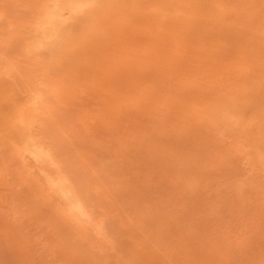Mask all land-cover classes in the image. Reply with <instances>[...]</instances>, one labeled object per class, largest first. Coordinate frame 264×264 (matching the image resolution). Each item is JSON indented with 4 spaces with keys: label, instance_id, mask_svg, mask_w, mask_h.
Instances as JSON below:
<instances>
[{
    "label": "rangeland",
    "instance_id": "rangeland-1",
    "mask_svg": "<svg viewBox=\"0 0 264 264\" xmlns=\"http://www.w3.org/2000/svg\"><path fill=\"white\" fill-rule=\"evenodd\" d=\"M0 264H264V0H0Z\"/></svg>",
    "mask_w": 264,
    "mask_h": 264
}]
</instances>
